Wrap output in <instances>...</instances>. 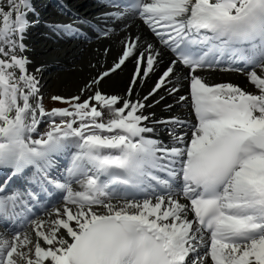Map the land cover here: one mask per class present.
<instances>
[{
    "label": "snow or ice",
    "instance_id": "1",
    "mask_svg": "<svg viewBox=\"0 0 264 264\" xmlns=\"http://www.w3.org/2000/svg\"><path fill=\"white\" fill-rule=\"evenodd\" d=\"M106 6V24L138 16L153 40L127 37L111 68L48 108L26 55L39 12L33 0H0V264H264V0ZM46 27L83 34L73 23ZM161 46L173 58L147 96H134L162 63ZM128 60L125 93L102 92ZM217 68L243 72L254 89L202 74ZM182 80L194 123L146 112L158 103L149 96L175 94Z\"/></svg>",
    "mask_w": 264,
    "mask_h": 264
},
{
    "label": "bare ground",
    "instance_id": "2",
    "mask_svg": "<svg viewBox=\"0 0 264 264\" xmlns=\"http://www.w3.org/2000/svg\"><path fill=\"white\" fill-rule=\"evenodd\" d=\"M33 2L39 12V19L42 12L49 9L51 24L73 23L81 28L83 33L77 36L58 34L46 27V24H50L51 21L42 24L37 23L28 29L25 43L28 46L26 55L31 60L28 66L29 71L34 72L37 68L40 69L37 75L41 84V80L49 67L53 66L50 79L41 88L44 97L52 88H56V90L66 89L77 95L86 83L97 77L98 73L113 66L122 52L123 42L127 37L139 35L141 39L153 40V34L139 17L131 16L123 22H108L107 24L101 17H95L98 14L95 10V6L98 4L97 0H51L52 4L49 5H46L44 0H33ZM75 11L81 15L76 16ZM87 17L93 19L88 21ZM29 18H32L31 15ZM78 18H83L88 23L82 24ZM125 24L127 27H124ZM105 26L112 28L113 31L108 36L98 34L97 30ZM47 32H53L56 38L40 49L39 46L45 39ZM106 49L107 51H105ZM161 51L163 53L162 63L154 71L149 72L147 77L142 78V82H137L134 96L138 95L141 98L147 96L160 73L168 65L169 60L173 58L171 53L167 49H163L162 46ZM133 71L134 61H126L119 69L110 72L107 77L100 81L101 91L105 94H124L129 87ZM202 74L212 83L232 82L246 87L248 90L254 89L244 73L202 72ZM175 83V78H173L172 84L168 87L170 88ZM160 96H163L164 99H160ZM180 96H185L186 100L179 101ZM153 99L157 100L158 103H153L150 108L146 109V112H154L156 119L178 116L183 120L195 122V116L190 107L188 81L182 80L180 82L177 93L169 95L161 89L154 97H148L149 102ZM166 104L171 107H166ZM45 106L50 108V105L45 104ZM155 127L157 136L167 143L169 138L164 126L155 125ZM47 128L48 126L42 121L38 125V132L43 133ZM32 135L33 138H36V133Z\"/></svg>",
    "mask_w": 264,
    "mask_h": 264
},
{
    "label": "rangeland",
    "instance_id": "3",
    "mask_svg": "<svg viewBox=\"0 0 264 264\" xmlns=\"http://www.w3.org/2000/svg\"><path fill=\"white\" fill-rule=\"evenodd\" d=\"M76 12H78V11H76ZM100 42V41H99ZM51 64V63H50ZM50 79V78H49ZM47 81V80H46ZM45 81V82H46ZM44 82V83H45ZM43 83V84H44ZM50 83V82H49ZM54 95H60V96H65V97H69V96H73V95H75V93H73V92H69L68 90H66V89H60V90H56V88H52V90L47 94V95H45V97H44V103L46 104V105H50L49 107H53V106H64L63 104H61L60 102H53L51 99H50V97L51 96H54ZM47 125H48V123L46 122V121H44ZM45 124V125H46Z\"/></svg>",
    "mask_w": 264,
    "mask_h": 264
}]
</instances>
